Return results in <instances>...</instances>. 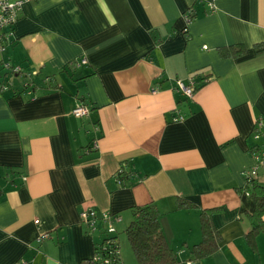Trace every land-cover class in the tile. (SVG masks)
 <instances>
[{
	"label": "crops",
	"instance_id": "0c3cea01",
	"mask_svg": "<svg viewBox=\"0 0 264 264\" xmlns=\"http://www.w3.org/2000/svg\"><path fill=\"white\" fill-rule=\"evenodd\" d=\"M210 1L23 0L0 51V264H82L105 223L88 232L81 211L117 215V236L150 202L181 261L264 264V234L255 250L245 239L243 175L262 145L256 121L264 132V0ZM232 44L246 53L218 54ZM179 79L194 81L191 97ZM80 103L90 112L79 118ZM203 208L220 240L194 261Z\"/></svg>",
	"mask_w": 264,
	"mask_h": 264
},
{
	"label": "trees",
	"instance_id": "16d2710c",
	"mask_svg": "<svg viewBox=\"0 0 264 264\" xmlns=\"http://www.w3.org/2000/svg\"><path fill=\"white\" fill-rule=\"evenodd\" d=\"M184 15L187 17V22H190L194 19L195 13L192 8H189ZM18 17L19 13L17 19ZM13 25L5 29L7 33L12 31ZM254 50L256 54H260L264 52V47L261 44H255ZM217 51L223 58L234 59L243 56L246 53V48L243 44H232L220 47ZM76 66L74 63H70L68 68H76ZM121 175L122 168L118 170L116 176L120 178ZM244 190L254 201L253 211L247 214L251 221V227L246 233L245 239L249 246L255 250L257 236L264 234V185L257 183L256 179H252L246 183ZM176 207L191 208L194 205L186 199L178 197L176 198ZM214 211V208L199 210L201 239L190 249V254L193 256L194 261L206 259L218 247L220 237L211 218ZM159 217L160 211L153 202L131 208V220L124 229V233L134 256L135 264H183L184 261L178 258L176 250L168 244L162 232ZM107 241L108 243H106ZM104 245L118 249L117 236H104L101 243L95 246V250ZM90 258L83 260L82 264L87 260L89 261ZM119 261L121 264L120 254Z\"/></svg>",
	"mask_w": 264,
	"mask_h": 264
},
{
	"label": "built area",
	"instance_id": "2783aa9c",
	"mask_svg": "<svg viewBox=\"0 0 264 264\" xmlns=\"http://www.w3.org/2000/svg\"><path fill=\"white\" fill-rule=\"evenodd\" d=\"M213 0L209 2V9L213 10ZM23 0H0V51L3 50L6 46V43L9 40L11 32L5 29H8L10 25L14 24L17 19L18 13L20 11ZM187 21V17H186ZM2 30V32H1ZM4 31V32H3ZM75 65L85 64L86 60L81 59L79 62H72ZM9 69V67H7ZM15 71H19L16 69ZM194 81L190 80L188 83H184L182 80H176L177 88L187 97H191L194 90ZM155 92L156 89L154 88ZM71 113L76 117H85L89 114V107L85 104H78ZM182 116H177L174 118V121L182 120ZM257 128L253 132L254 139L262 140L261 146H256L252 149L251 155L254 159V166L252 168L246 169L243 173L246 183L252 179H256V170L260 165L264 164V132L260 131L261 121H256ZM80 218L82 222L86 225L88 232H92L96 229V223L99 221V218L105 223V236H111L115 233V228L113 227V222L119 221L117 215L110 213H103L100 216L96 214V211L93 208H88L80 212ZM46 235L38 237L37 240H41ZM108 243V241L106 242ZM84 264H120L119 261V250L115 247L100 246L92 254L89 261L87 260ZM183 264H190V262H184Z\"/></svg>",
	"mask_w": 264,
	"mask_h": 264
},
{
	"label": "rangeland",
	"instance_id": "374dc122",
	"mask_svg": "<svg viewBox=\"0 0 264 264\" xmlns=\"http://www.w3.org/2000/svg\"><path fill=\"white\" fill-rule=\"evenodd\" d=\"M117 236L119 238V243L121 247L122 259H125V264H135L134 256L126 239L123 229H119ZM123 255L125 258H123Z\"/></svg>",
	"mask_w": 264,
	"mask_h": 264
},
{
	"label": "bare ground",
	"instance_id": "6f19581e",
	"mask_svg": "<svg viewBox=\"0 0 264 264\" xmlns=\"http://www.w3.org/2000/svg\"><path fill=\"white\" fill-rule=\"evenodd\" d=\"M80 118V117H79Z\"/></svg>",
	"mask_w": 264,
	"mask_h": 264
}]
</instances>
